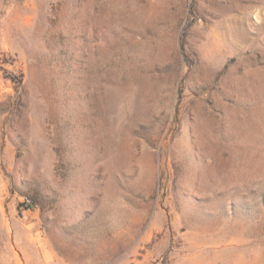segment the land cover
Listing matches in <instances>:
<instances>
[{
	"label": "rangeland",
	"instance_id": "1",
	"mask_svg": "<svg viewBox=\"0 0 264 264\" xmlns=\"http://www.w3.org/2000/svg\"><path fill=\"white\" fill-rule=\"evenodd\" d=\"M0 264H264V0H0Z\"/></svg>",
	"mask_w": 264,
	"mask_h": 264
},
{
	"label": "trees",
	"instance_id": "2",
	"mask_svg": "<svg viewBox=\"0 0 264 264\" xmlns=\"http://www.w3.org/2000/svg\"><path fill=\"white\" fill-rule=\"evenodd\" d=\"M27 203L29 207H33L34 206V201H32L31 199L27 198Z\"/></svg>",
	"mask_w": 264,
	"mask_h": 264
}]
</instances>
